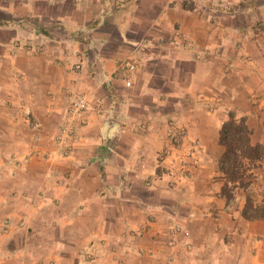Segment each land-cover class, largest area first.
<instances>
[{"label":"crops","instance_id":"crops-1","mask_svg":"<svg viewBox=\"0 0 264 264\" xmlns=\"http://www.w3.org/2000/svg\"><path fill=\"white\" fill-rule=\"evenodd\" d=\"M185 1L0 0V222L23 221L0 264H264V218L242 214L264 202V161L233 210L219 168L229 112L264 145V30L237 7L264 0ZM67 91L88 107L63 156Z\"/></svg>","mask_w":264,"mask_h":264},{"label":"trees","instance_id":"trees-1","mask_svg":"<svg viewBox=\"0 0 264 264\" xmlns=\"http://www.w3.org/2000/svg\"><path fill=\"white\" fill-rule=\"evenodd\" d=\"M250 135L244 118H237L234 112H229L219 130V142L224 147L219 168L226 180L223 193L229 202L234 199L235 188H249L252 169L264 161V145L251 144ZM242 214L249 219L264 218V202L255 205L250 195L246 194Z\"/></svg>","mask_w":264,"mask_h":264},{"label":"built area","instance_id":"built-area-1","mask_svg":"<svg viewBox=\"0 0 264 264\" xmlns=\"http://www.w3.org/2000/svg\"><path fill=\"white\" fill-rule=\"evenodd\" d=\"M15 45L30 48L29 45L21 43L20 41H17ZM31 50H33L35 53H38L42 49L41 47L37 46L35 48H31ZM76 68H80V65L77 64ZM138 68L139 61L134 57H129L120 62L118 69L122 73L125 85L127 87L131 85L132 78L138 71ZM66 102V114L61 120L58 126V132L56 134V141L61 146L63 156L69 155L71 153L72 145L78 137L79 129L86 122L85 113L88 107V101L85 95L76 91H67ZM180 134H183L182 130L180 131ZM234 202V199L230 201L229 208L232 207V203L234 204ZM11 226L21 227L23 226V221H11L10 218L5 217L0 222V236L6 233Z\"/></svg>","mask_w":264,"mask_h":264},{"label":"rangeland","instance_id":"rangeland-1","mask_svg":"<svg viewBox=\"0 0 264 264\" xmlns=\"http://www.w3.org/2000/svg\"><path fill=\"white\" fill-rule=\"evenodd\" d=\"M124 1L125 0H111L113 8L120 7ZM185 4H186L187 9H189V11H191L192 13L193 12L194 13H202L203 7L201 5L195 4L191 0L185 1ZM237 7L240 8L238 14H240V16H241V20H240V18H239V20H240L241 24L243 25V27L252 24V26H248L250 29L264 30V12L262 13V10H259V9L264 10V7H261L260 5H257V6L256 5H252V6L240 5ZM208 8L209 9L215 8V10L219 9L220 11H224L226 14H230V12L233 11L234 7L232 4H226V5H220V6H209ZM258 15H261L262 18H260V17L257 18ZM250 19H252L253 22H251ZM173 33H174L175 37H177L180 46L185 47V48H189V49L192 48L190 41L186 37V34L178 26L174 27ZM235 48H238V46L236 45ZM129 57H134L139 61V68H138V70H139L140 66H141L140 60L133 55H129L125 59H127ZM210 98L211 97H203V96L200 97L201 101L206 102V103L208 101H211ZM234 208H235V202H234V204L232 203V207H230V210H233Z\"/></svg>","mask_w":264,"mask_h":264}]
</instances>
